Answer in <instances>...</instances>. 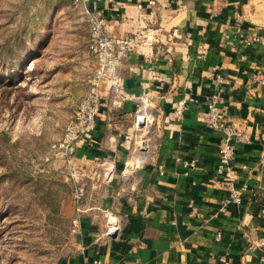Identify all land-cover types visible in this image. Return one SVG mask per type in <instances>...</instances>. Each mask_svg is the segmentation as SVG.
I'll use <instances>...</instances> for the list:
<instances>
[{
	"label": "crops",
	"instance_id": "0c3cea01",
	"mask_svg": "<svg viewBox=\"0 0 264 264\" xmlns=\"http://www.w3.org/2000/svg\"><path fill=\"white\" fill-rule=\"evenodd\" d=\"M149 1L97 4L107 33L134 42L117 70L126 100L112 108L103 82L96 129L78 142L75 164L85 175L114 164L109 185L81 177L78 187L82 207L110 209L120 223L103 238V219L84 216L76 252L60 264H264L253 247L264 228V0ZM212 68L228 80L220 104L227 122L249 136L231 161L240 204L216 171L222 134L202 120ZM145 97L142 112L153 122L141 126Z\"/></svg>",
	"mask_w": 264,
	"mask_h": 264
},
{
	"label": "rangeland",
	"instance_id": "374dc122",
	"mask_svg": "<svg viewBox=\"0 0 264 264\" xmlns=\"http://www.w3.org/2000/svg\"><path fill=\"white\" fill-rule=\"evenodd\" d=\"M94 72L74 0H0V264H60L76 252L84 216L103 219L102 233L108 218L119 227L110 209L77 213L78 184L57 147Z\"/></svg>",
	"mask_w": 264,
	"mask_h": 264
},
{
	"label": "built area",
	"instance_id": "2783aa9c",
	"mask_svg": "<svg viewBox=\"0 0 264 264\" xmlns=\"http://www.w3.org/2000/svg\"><path fill=\"white\" fill-rule=\"evenodd\" d=\"M115 0H74V3L80 8L81 14L87 26V49L95 61V72L90 80L89 90L77 108L74 119L68 124L62 140L58 143V149L63 150L66 156L67 174L73 182H79L81 177H86L92 182L99 179V171L103 174V180H110L113 176L114 164L103 162L91 170L89 175L82 174L74 160L75 151L78 142L90 140L91 135L96 129L97 110L102 98V84L107 81L109 83L110 97L109 105L114 109H120L126 97L123 94L122 86L118 79L117 70L127 57L131 45L134 40L130 36L116 38L110 36L105 27V18L103 11L98 10L97 4L103 2L107 5L112 4ZM150 5H154L155 1L150 0ZM212 84L215 87L213 92L205 97V111L202 112L203 124L206 128L219 131L222 139L219 144V159L216 171L225 175L228 180L227 188L230 193V201L236 204L241 203L240 192L234 187L231 161L235 155L236 143H247L249 136L244 132L231 126L220 108L222 103V85L228 84V80L217 72V68H212ZM147 107V98L141 100V104L137 109L135 116L136 124L143 126L149 123L151 113L142 112ZM184 107L179 104L174 108L176 120L182 119ZM136 147L139 150L144 148L142 140H138ZM184 166H193V163H184ZM98 171V172H97ZM126 172V170H125ZM124 172V173H125ZM97 179V180H96ZM83 192L81 187L75 185L74 200L77 213H81V199ZM257 217L264 222V206L257 209ZM109 227L101 237H111L114 231L119 227L115 217L108 218ZM79 220H74L73 224L78 225ZM220 239V234L217 235ZM254 249L260 252V261L264 263V228L261 235L253 243Z\"/></svg>",
	"mask_w": 264,
	"mask_h": 264
},
{
	"label": "water",
	"instance_id": "95a60500",
	"mask_svg": "<svg viewBox=\"0 0 264 264\" xmlns=\"http://www.w3.org/2000/svg\"><path fill=\"white\" fill-rule=\"evenodd\" d=\"M112 235H114V233Z\"/></svg>",
	"mask_w": 264,
	"mask_h": 264
}]
</instances>
